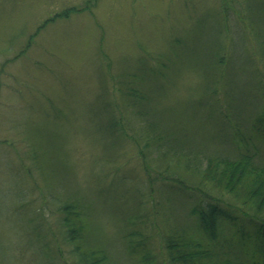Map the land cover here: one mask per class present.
I'll list each match as a JSON object with an SVG mask.
<instances>
[{"label":"rangeland","instance_id":"rangeland-1","mask_svg":"<svg viewBox=\"0 0 264 264\" xmlns=\"http://www.w3.org/2000/svg\"><path fill=\"white\" fill-rule=\"evenodd\" d=\"M249 3L259 7L264 0H0V264H47L42 247L56 241L68 257L71 248L56 233L61 220L58 196L48 198L52 190L80 191L117 264H140L122 242L128 232H141L157 250L170 227L195 228L189 211L203 194L180 189L155 151L144 155L134 144L122 149L121 138L112 141L106 133L109 99L123 98L129 122L143 131L145 124L133 98L112 79L142 67L144 103L160 130L191 141L202 156L237 155L239 123L230 102H246L244 121L264 102L255 82L256 96L242 91L248 78L264 79L263 58L244 21ZM72 7L81 9L60 16ZM257 13L263 21L256 30H264V10ZM220 33L224 59L212 80L200 66L211 61ZM227 69L240 92L233 100L225 88ZM212 99L216 114L206 126L204 112L195 110ZM112 108L122 112L117 103ZM250 126L246 121L242 133Z\"/></svg>","mask_w":264,"mask_h":264},{"label":"trees","instance_id":"trees-1","mask_svg":"<svg viewBox=\"0 0 264 264\" xmlns=\"http://www.w3.org/2000/svg\"><path fill=\"white\" fill-rule=\"evenodd\" d=\"M88 4L83 9L87 8ZM253 8H256V13ZM258 8L260 13L262 9L264 10V4L256 7L249 3L246 7L247 15L244 21L247 22L249 31L258 44L259 55L264 61V30H256L257 22L263 21L258 20ZM80 9L78 7L69 8L60 16L69 18ZM222 36L223 34L220 33L218 39L212 42L211 61L205 68L200 66L208 79L213 80L216 70L223 64V45L220 40ZM151 65L156 67L154 64ZM121 68L125 67L121 66ZM142 70V67L137 72L125 69L118 75L120 80L112 79V81L120 82V86L126 89V94L135 101L134 109L138 113L137 117L139 116L145 122L144 131L129 122L132 117L124 108L122 98L121 102H114L111 99L107 101L106 125L108 129L106 133L112 137V141L121 138L118 145L122 149L134 144L136 147L142 148L143 146L144 155L149 156L152 151H155L164 163L159 164L165 169L166 174L168 172L174 174L172 181L177 183L180 189L194 190L200 196L203 195L189 211L190 216L192 214L195 217V228L189 225L170 227L169 233L162 239L160 251H158L159 248L153 250L151 244L148 243L149 239H146L141 232L133 230L122 236V242L126 243V252L138 258L140 264H264V163L258 161L260 159L259 149L261 150L259 143L262 141L264 144V102L258 112L250 113V117L245 118V121L241 118H243L242 112L245 111L246 102H241L240 106L238 98L236 102L232 104L230 102L232 111L230 115L236 114V120L239 123V126L234 128V139L240 143V152L235 156L217 154L202 156L196 153L195 149H200L197 145L182 139L181 142L177 141L171 133L160 130V121L149 115L148 107L144 103L149 99L143 76L140 74ZM224 74L226 75L225 88L229 87V90L234 92L232 95L228 92L226 96L231 95L233 100L235 95L240 96V92L237 93L235 81L228 76L229 69L225 70ZM230 75L234 74L230 73ZM138 78L141 82L137 81ZM253 83L255 87H258L260 95L264 96V79L260 76L248 78L242 91L246 95H255L252 92ZM119 89L120 93L123 92L121 88ZM244 93L242 92V96ZM114 103L120 105L122 112L113 110ZM125 103L129 106L133 105V102ZM197 105L195 111L204 112L202 114L208 122L203 125L209 126L212 117L216 114L214 110L217 109V101L212 99L208 103H200V105L197 103ZM223 115L227 116V113ZM246 121L248 125L251 122L250 132L247 134L242 133ZM241 122L243 125L240 124ZM221 125H225L223 120L220 121L219 126ZM130 127L133 128L132 133H130ZM122 149H120L121 152ZM148 164L142 166L145 173H148ZM205 185L210 186L212 191L218 194L215 196L211 190L207 191ZM72 189L70 195L54 190L52 194H48V198L58 196L54 199L59 203L61 221H59L60 225L56 233H59L58 237L63 239L64 245L71 248L68 257L63 252L62 243L59 241L54 244L47 242V245L42 247L44 251L42 257H47L44 258L47 264H70L68 258L72 264H117L111 251L96 234L95 226L90 221L89 211H85L83 198L78 194L80 191L77 188ZM45 194L47 193H44V197ZM48 198L46 199L50 201ZM136 217L137 215L134 221ZM38 240L41 241L40 236Z\"/></svg>","mask_w":264,"mask_h":264}]
</instances>
